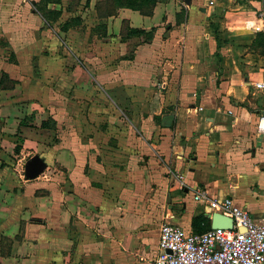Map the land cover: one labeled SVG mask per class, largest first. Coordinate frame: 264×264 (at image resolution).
I'll return each instance as SVG.
<instances>
[{
	"label": "crops",
	"instance_id": "0c3cea01",
	"mask_svg": "<svg viewBox=\"0 0 264 264\" xmlns=\"http://www.w3.org/2000/svg\"><path fill=\"white\" fill-rule=\"evenodd\" d=\"M259 1L244 9L241 0H171L149 16L122 8L103 36L92 31L86 50L68 31L75 57L64 56L63 31L44 24L31 0L17 23L9 15L20 0L0 4L15 55L0 56V76L15 81L0 87V264H145L161 223L194 232L193 219L203 217L211 228L213 211L194 201L196 189L264 217V90L254 86L264 81V55L251 47L264 26ZM126 26L153 27L152 38L121 39ZM51 76L55 85L67 77L68 99L94 114H80L78 102L64 116ZM115 107L128 118L115 117ZM48 117L56 132L40 127ZM33 155L46 167L26 180Z\"/></svg>",
	"mask_w": 264,
	"mask_h": 264
},
{
	"label": "built area",
	"instance_id": "2783aa9c",
	"mask_svg": "<svg viewBox=\"0 0 264 264\" xmlns=\"http://www.w3.org/2000/svg\"><path fill=\"white\" fill-rule=\"evenodd\" d=\"M156 85L163 88L164 79L156 80ZM254 86L264 90V81ZM257 130L264 132V112L259 116ZM169 172L182 187V174L177 170ZM193 199L230 218L231 227L194 233L161 223L157 232V253L147 264H264V217L254 220L232 198L224 197L218 201L209 197L205 189L194 190Z\"/></svg>",
	"mask_w": 264,
	"mask_h": 264
},
{
	"label": "rangeland",
	"instance_id": "374dc122",
	"mask_svg": "<svg viewBox=\"0 0 264 264\" xmlns=\"http://www.w3.org/2000/svg\"><path fill=\"white\" fill-rule=\"evenodd\" d=\"M9 1H11V0H4V1L0 0V4H2L4 2L5 3H9ZM12 1H14V0H12ZM38 1L39 0H31V3L33 5V4H35V2H38ZM60 1L61 2L59 4H49L48 5V8L54 9V10H59L60 13H61L60 17L58 19V22H59L58 25L56 23H53L52 24V29L55 30V31H56V29H60V27H62L65 22L74 23L73 25H71L72 27H69L65 32L63 31V34H64V42H65V44H64V56L65 57H67V56H72L73 57V55H74V57H75V56H77L76 53H79V48H78L77 42L75 41L73 36L70 34V32H72L73 35H75V36L77 35V32H78V34L80 36V38H79V46H82V48L84 50H86V48L89 47L87 39L91 36L92 31L96 30L95 27H91V24H93V17H92L91 12H93V10H95L94 9V5H95V3L98 0H60ZM170 1L171 0H162L161 2H163V4H167V3H170ZM177 1H178V5H180V6L185 4L184 1H182V0H177ZM241 1L245 5V6H243L244 9H246V7H250L249 0H241ZM29 2H30V0L27 1V3H29ZM27 3H26L25 0L24 1L20 0V2L17 3V7L18 8L16 10H18V11L12 13L11 15H9L11 21L15 20V23L18 22L19 19H17V18H19V16H22V14H23V6H25V4L28 5ZM257 13H260V17L263 19V22H264V0H261V2L259 1V3H258V11H256V14ZM4 14L5 13H3L2 15L4 16ZM37 15L39 16V18H41L38 13H37ZM259 26H261V25H259ZM44 27H45V25H44ZM88 27L91 28L90 33H89V31H87ZM47 29H49V28H47ZM71 30H76V31H71ZM68 31H70V32H68ZM2 32L3 33H8V30L5 29V28H4L3 31L0 30V56L1 57H7V54L9 55L11 53V49H13L14 47H13V44H11V43L8 44L6 41L4 42V38L5 37L3 36ZM19 47H21V46H16V50H18ZM90 47H92V46L90 45ZM256 50L259 51L260 49L258 47H256ZM13 55L14 54L11 53L10 57L7 58V61H9V59L12 60L13 59ZM262 55H264V54H262ZM34 58L35 57H33V59H32L33 61H32V64H31L32 72L35 69H37V67H36V62L37 61ZM69 60H72L71 57H69ZM100 66H102V65H100ZM50 78L52 79L51 84L54 87H60L61 88V91L58 92L56 95L58 97H61V96L65 97V98L62 99V100H64V103H62V105H60L61 109H62V112L64 111V114H63L64 116H70L72 114V111L77 109V107H79V106L80 107L78 109V112L80 114H82V115H84L86 117L88 115L92 116L94 114L92 109L91 110L88 109L87 105L85 106L83 101H79L78 99L72 100V97H70L68 99L70 93L68 92V94H67L65 92V88H66L67 84H70V82L67 81V77L63 81L59 82L58 85H55L57 80L54 79L53 76H51ZM57 78L59 79V76ZM49 82H50V80H49ZM155 85H156V83H155ZM99 90L100 89L98 87V91ZM100 91L103 92L102 90H100ZM101 100H103V99H99L97 97H93L91 102L93 103L94 106H96V105L99 106L100 105L99 101H101ZM73 101H75V103H73ZM78 102H80L79 106H78ZM81 102H83V103H81ZM116 108L117 107H115V110H112V112H113L112 114L115 117L118 118V116H119L121 119H125L124 117L126 116V118H128L127 116H129L128 115L129 112H126L125 110L120 109V107L118 108L120 110H117ZM56 110L57 109H53V115H56L57 112H60V114H62L59 109H58L57 112H56ZM95 113L97 114L96 109H95ZM98 115H100V114H98ZM69 127L72 128V127H75V126L69 125ZM83 127H84V125H83ZM63 128H64V126H63ZM104 144H105V142H104ZM106 145H110V142H107ZM114 158H115V156H113V159H112L113 162H118V160L114 159ZM118 174H120L119 171H118V173L116 172L115 174H113L115 176L114 177V182H118L119 181ZM111 176H112V174H111ZM102 179H103V177H101L99 180H102ZM145 264H147V263H145Z\"/></svg>",
	"mask_w": 264,
	"mask_h": 264
},
{
	"label": "trees",
	"instance_id": "16d2710c",
	"mask_svg": "<svg viewBox=\"0 0 264 264\" xmlns=\"http://www.w3.org/2000/svg\"><path fill=\"white\" fill-rule=\"evenodd\" d=\"M161 1L162 0H98L94 5L97 24L95 26L96 30L93 32H95L98 36H103L106 30V20L110 16L115 15L119 9L126 8L132 11H137L140 15L149 16L151 15L154 6ZM60 2V0H39L38 2H35V4H33V7L43 19L44 23L52 27V24L58 21L61 13L59 10L48 8V5L59 4ZM180 21L181 20L177 15L176 23H179ZM73 24L74 23L65 22L59 30L65 32L69 27H72L71 25ZM153 31V27L149 31H145L143 29L126 26V29L124 30L123 34H121L120 38L125 39L133 36H141L143 41L146 42L152 38ZM251 47H253L255 50L256 47H258L260 49L258 52L260 54H264V26L256 31L255 37L251 43ZM14 83L15 81L8 78L7 74H1V88L12 87ZM40 127L54 132L57 131V124L50 117H48L46 120H43L40 124ZM54 141L56 142L57 139L55 138ZM16 150H18V147ZM204 221L205 219L203 217H197L193 219L192 225L194 227L195 233H200L206 231L207 229H210L206 226V224L205 226H201Z\"/></svg>",
	"mask_w": 264,
	"mask_h": 264
},
{
	"label": "water",
	"instance_id": "95a60500",
	"mask_svg": "<svg viewBox=\"0 0 264 264\" xmlns=\"http://www.w3.org/2000/svg\"><path fill=\"white\" fill-rule=\"evenodd\" d=\"M184 2L189 4V0H184ZM198 104V101H196V106H198ZM45 167V162L38 155H33L24 163L23 176L26 180L34 179L44 171ZM211 221V228L231 227L232 225L230 218L217 212H213Z\"/></svg>",
	"mask_w": 264,
	"mask_h": 264
}]
</instances>
